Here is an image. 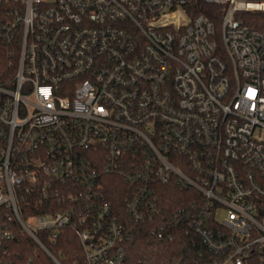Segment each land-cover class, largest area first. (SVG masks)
I'll list each match as a JSON object with an SVG mask.
<instances>
[{
	"label": "built area",
	"instance_id": "obj_1",
	"mask_svg": "<svg viewBox=\"0 0 264 264\" xmlns=\"http://www.w3.org/2000/svg\"><path fill=\"white\" fill-rule=\"evenodd\" d=\"M256 13L264 0H0L6 220L53 264L62 255L45 242L66 228L84 264H129L130 230L106 190L116 176L126 217L150 223L157 241L184 228L194 264H247L252 255L264 264ZM166 187L185 193L167 216Z\"/></svg>",
	"mask_w": 264,
	"mask_h": 264
},
{
	"label": "trees",
	"instance_id": "obj_2",
	"mask_svg": "<svg viewBox=\"0 0 264 264\" xmlns=\"http://www.w3.org/2000/svg\"><path fill=\"white\" fill-rule=\"evenodd\" d=\"M202 11V10H199ZM255 17L262 21L264 27V14L256 13ZM258 27V26H257ZM109 184L106 186L108 199L112 204L114 214L130 230V239L126 242V257L129 264L137 260L148 261L149 264H194L196 248L192 246L194 235L183 232L185 229L173 227L172 238L157 241L150 230V223H135L124 214V194L126 185L116 176L107 177ZM185 193L176 187H166L162 193L165 216L183 204ZM166 206V207H165ZM43 213V210L36 211ZM7 210L0 208V231L8 224L14 236L10 241L3 242L0 237V264H53L43 250L27 237L15 222L6 220ZM62 229L55 243L45 242L50 251L59 256L62 255L63 264H84V258L76 235ZM40 238L44 240L43 235ZM247 264H263L258 256L252 255Z\"/></svg>",
	"mask_w": 264,
	"mask_h": 264
},
{
	"label": "rangeland",
	"instance_id": "obj_3",
	"mask_svg": "<svg viewBox=\"0 0 264 264\" xmlns=\"http://www.w3.org/2000/svg\"><path fill=\"white\" fill-rule=\"evenodd\" d=\"M223 215H224V213L221 211V212L218 213L217 218L218 219H222Z\"/></svg>",
	"mask_w": 264,
	"mask_h": 264
}]
</instances>
